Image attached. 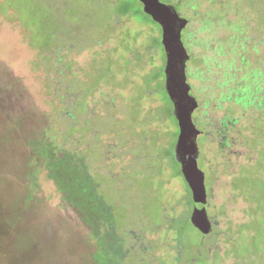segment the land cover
<instances>
[{"label":"rangeland","instance_id":"obj_1","mask_svg":"<svg viewBox=\"0 0 264 264\" xmlns=\"http://www.w3.org/2000/svg\"><path fill=\"white\" fill-rule=\"evenodd\" d=\"M183 1L181 15L187 17ZM244 2L248 7L221 21L224 40L219 19L210 24L204 13H191L196 33L191 28L182 34L195 54L187 62L191 94L202 110L231 118L245 113L241 124L249 136L247 121L261 93H244L240 101L238 92L253 86L241 78L246 71L261 74L254 87L261 82L264 89V0ZM91 26L97 34L86 39L99 41L100 58L79 69L92 50L76 52L75 41ZM211 29L216 40L204 43ZM162 39L161 26L138 0H0V264H95L99 242L105 252L129 256L121 247L123 231L137 224L139 237L154 228L161 239L182 230L188 247L181 264L209 260L205 249L194 250L200 237L187 217L171 220V210L187 208L188 185L173 154L179 127L166 90ZM69 55L72 74L65 71ZM225 76L232 77L226 82ZM92 99L98 108L88 114ZM239 101L245 110L235 107ZM89 116L104 130L92 136ZM127 130L128 139L120 140ZM256 141L263 150L255 151L254 221L233 236L246 258L242 264H264L261 130ZM100 145L106 151L98 156ZM231 213L239 214L235 202ZM223 251L225 259L235 254L226 246ZM97 257L98 264H111V257Z\"/></svg>","mask_w":264,"mask_h":264},{"label":"flooded vegetation","instance_id":"obj_2","mask_svg":"<svg viewBox=\"0 0 264 264\" xmlns=\"http://www.w3.org/2000/svg\"><path fill=\"white\" fill-rule=\"evenodd\" d=\"M138 1L144 10L143 3L140 0ZM186 1V7L183 13L185 12L187 14V17H182L186 18L188 22L184 30L190 31L192 28L196 33V30L192 27L190 14L192 13V15H199L201 13H204L208 16L210 24L216 19H219V30L221 32V35L219 34L221 39L219 40H224V33L221 29L223 25L221 24V21L226 20V15L229 12H234L237 14L238 9H244L248 7V4L244 2V0ZM93 28L94 27L91 26L89 28V32L84 31L83 33L81 31L79 37L76 38V52L81 54L82 51L92 50L90 60L84 58L86 62L83 64V66H80L79 69L87 65H92L97 57L100 58L99 55L96 57L97 47L94 46V44L98 45L99 41L98 43H95L96 39H93V41L90 42V39H86L88 35L94 36L97 34L96 30L93 32ZM103 31L105 33L103 34L104 37H107L108 32H106L105 30ZM208 35H210L212 38L203 39L202 41L204 43H206V41L216 40L215 30H209ZM84 36L85 38H82ZM183 38L184 37L182 34V39ZM69 41L70 40L65 39L63 43H61V46L64 48L68 47ZM75 44L72 43L69 45V47H74ZM210 46L216 45L211 44ZM78 49L79 51H77ZM188 51L191 53L189 54V62L195 54H192V50ZM71 52L74 53L75 50H71ZM61 58L62 60L60 61H63V56H61ZM70 61L72 62L73 60L69 55L68 61L65 62V71L68 70L67 73L72 74L70 69H72L73 67ZM155 70L156 65H150V71L153 72ZM260 76L262 75L253 74L250 71H246L244 75H241L243 82H253L251 83L253 84V86L240 87V90L238 92L240 99L239 97L238 99L241 101L244 93L258 94L259 92L261 93L262 100H260L259 104L251 111L250 117L247 121L250 125V128L248 129L250 130L249 136H245L247 133L244 132V126L241 124L242 117L246 115L245 113H242L238 118H231V116L225 115L223 112L216 111L215 109L210 110L205 107L206 109L202 110L200 102L195 97L198 101V107L193 113V121L199 131V135L197 138L199 156L197 162L198 168L203 172L204 175V185L206 190V202L204 207L206 219L205 222L200 224H195L192 220L196 209V201L194 199V193L188 183L187 208L181 209L179 212H177V214L174 213L173 210H171L170 213L171 220L174 221V218H178L180 223L183 217L186 216L187 223L198 231L200 237V245L194 250L196 251V253H199L200 247L205 249L206 254L209 257V260L206 261V264H242L246 261V258L241 253H239L237 242L233 238V236H235L237 232L239 233V231H241L242 229L251 226L252 222L254 221L252 215L256 206L255 200L259 195L257 188L253 184V181L258 177L259 172V167L257 165L258 159L255 156V151L263 150V145H259L256 141V133H259L260 130L264 133V89H262L261 87L263 84L261 85L260 82L259 84H257L256 88L254 87V84L258 81L257 79H259ZM163 77L164 76L161 77V90L164 89ZM225 78V81L227 82V76H225ZM76 93L79 94L78 89L76 90ZM190 93H192V89L190 90ZM71 94L72 93H69V96ZM79 99L80 95L77 97V100ZM87 99H89V97ZM169 100L171 102L172 108L174 109L172 100ZM92 101L94 100L92 99ZM240 101L239 103H235V107L240 110L242 107V109H246L248 105H245ZM101 102L104 106L106 105L107 107L108 103L106 100H102ZM96 105L97 103L96 101H94L91 106L88 100V114H91L92 112L94 113V110L98 108V106ZM90 107L92 108V111L89 110L91 109ZM89 117L92 121L88 126V129L92 136L94 132H97L98 130H104L102 128V125L96 123L95 119L93 120V116ZM175 120L177 121V125L179 127L177 118ZM81 126L82 124L80 123L76 125L78 130L81 128ZM86 127L87 125H85V137H88L89 135L87 136L88 132ZM96 127H99L100 129H97ZM179 131L180 128L177 129V133L175 132V135H177L178 137ZM92 136L90 138L91 141ZM128 137L129 130H127L123 136L118 135V138L120 140L122 139L123 141L127 140ZM200 137H202L201 143L199 140ZM177 141L178 138L175 142V147ZM175 147L173 150V154L176 158ZM105 151L106 149L100 145V147H98V154L96 152L95 153L99 156L102 155V153ZM178 165L181 168V164L179 162ZM180 172L183 175L182 170H180ZM232 202H235L237 204V209L239 211V214L234 216L231 213ZM137 225L139 226V224ZM137 225H135L134 227L131 225L123 231L124 238L121 241V247L126 251V253L130 254L129 256H127L126 254L124 255L123 251L121 252L122 254H120L119 251L113 250L111 248H107L108 251L105 252L103 250L104 247L99 246L94 253L95 264H98L97 255H102L103 257L107 258L111 257V264H181L183 256L182 253L188 247L187 240L184 238L182 230L173 231V236L168 235V237L161 239L157 229L154 228L151 233L143 235V237H139L137 235V229L139 228ZM224 246L234 251L235 254L230 258L225 259L223 255ZM137 250L142 252V254L144 255L143 258H140L136 254ZM215 252L220 253L218 259L217 257L214 258ZM101 259L103 260V258ZM142 260H145V263H141Z\"/></svg>","mask_w":264,"mask_h":264},{"label":"water","instance_id":"obj_3","mask_svg":"<svg viewBox=\"0 0 264 264\" xmlns=\"http://www.w3.org/2000/svg\"><path fill=\"white\" fill-rule=\"evenodd\" d=\"M144 11L162 28V42L166 53V90L174 104V114L179 122V137L175 154L182 173L190 185L196 201L192 220L195 224L205 222L206 190L203 172L198 168L199 131L193 121L198 107L197 99L190 93L187 62L190 55L184 45L182 32L187 19L182 17L183 0H140Z\"/></svg>","mask_w":264,"mask_h":264},{"label":"trees","instance_id":"obj_4","mask_svg":"<svg viewBox=\"0 0 264 264\" xmlns=\"http://www.w3.org/2000/svg\"><path fill=\"white\" fill-rule=\"evenodd\" d=\"M99 245H100V247H103L105 245V243L104 242H99ZM100 264H103V262L101 261Z\"/></svg>","mask_w":264,"mask_h":264}]
</instances>
